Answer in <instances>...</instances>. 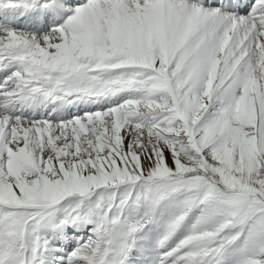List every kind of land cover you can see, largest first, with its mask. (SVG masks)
<instances>
[{
  "label": "snow or ice",
  "instance_id": "1",
  "mask_svg": "<svg viewBox=\"0 0 264 264\" xmlns=\"http://www.w3.org/2000/svg\"><path fill=\"white\" fill-rule=\"evenodd\" d=\"M69 10L0 27V264L88 225L58 261L129 264L144 239L152 264H264V0Z\"/></svg>",
  "mask_w": 264,
  "mask_h": 264
},
{
  "label": "rangeland",
  "instance_id": "2",
  "mask_svg": "<svg viewBox=\"0 0 264 264\" xmlns=\"http://www.w3.org/2000/svg\"><path fill=\"white\" fill-rule=\"evenodd\" d=\"M70 2L71 1L68 0L67 3H70ZM59 4L62 6V3H59ZM80 4H84V3H80ZM24 20H26V19H24ZM58 20H60V19H58ZM37 25H39V24H37ZM46 25H47V23H46ZM51 29L52 28L50 27L48 29V31H50ZM89 226L90 227L85 229V230L79 229V228L74 227V226H70V230L68 232H66L64 236L62 233H59V232H55V233L49 232L48 236L50 237V251L48 253V259H46L45 264H64L63 261H58L57 257L66 256L68 254V252H70L74 246L67 249V253L62 255L61 251H60V246H61L60 241L71 236L72 234L74 237L86 236L89 233V230L92 227V225H89ZM137 234H138V237H143L145 235L144 232H142V234H139V233H137ZM140 235H143V236H140ZM137 241L139 243H138L137 247L135 248V250L133 251V255L131 254L132 260L129 261V263L131 262L130 264H152V258H153L152 254L151 253H141L139 251L140 246L150 244V243H147L144 239H137Z\"/></svg>",
  "mask_w": 264,
  "mask_h": 264
},
{
  "label": "bare ground",
  "instance_id": "3",
  "mask_svg": "<svg viewBox=\"0 0 264 264\" xmlns=\"http://www.w3.org/2000/svg\"><path fill=\"white\" fill-rule=\"evenodd\" d=\"M71 2L70 3H67L68 2V0H58V2L59 3H62V7L64 8V12L63 13H61L62 15H61V19H65V18H67L69 15H72L73 14V12L72 11H70L69 9H71V8H73L75 5H78L77 3H80V2H87V0H70ZM75 3H74V2ZM77 1V2H76ZM73 2V3H72ZM216 3L218 4L219 3V1L218 0H216ZM5 9L6 8H4V9H0V15H1V13H4V14H6L4 11H5ZM7 9H12L13 11H12V13L13 14H18L20 11H19V9L18 8H7ZM8 11V10H7ZM32 12V11H31ZM30 12V13H31ZM0 18H2V17H0ZM60 19V20H61ZM44 21H45V19H44ZM44 26H46V22H44Z\"/></svg>",
  "mask_w": 264,
  "mask_h": 264
}]
</instances>
